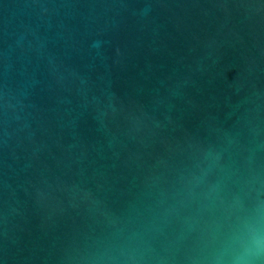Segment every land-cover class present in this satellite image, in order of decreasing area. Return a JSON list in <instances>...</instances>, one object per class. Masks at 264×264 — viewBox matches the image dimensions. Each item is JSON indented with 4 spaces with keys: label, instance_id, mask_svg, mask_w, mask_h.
I'll list each match as a JSON object with an SVG mask.
<instances>
[{
    "label": "water",
    "instance_id": "1",
    "mask_svg": "<svg viewBox=\"0 0 264 264\" xmlns=\"http://www.w3.org/2000/svg\"><path fill=\"white\" fill-rule=\"evenodd\" d=\"M257 222L264 0H0V264H231Z\"/></svg>",
    "mask_w": 264,
    "mask_h": 264
},
{
    "label": "clouds",
    "instance_id": "2",
    "mask_svg": "<svg viewBox=\"0 0 264 264\" xmlns=\"http://www.w3.org/2000/svg\"><path fill=\"white\" fill-rule=\"evenodd\" d=\"M247 244L243 253L237 254L231 264H256L255 258L264 254V231L259 223L246 224Z\"/></svg>",
    "mask_w": 264,
    "mask_h": 264
}]
</instances>
